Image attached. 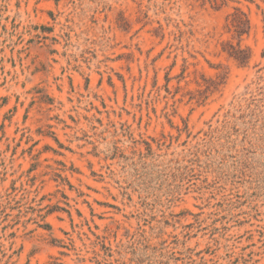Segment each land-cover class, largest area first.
<instances>
[{"label":"rangeland","instance_id":"374dc122","mask_svg":"<svg viewBox=\"0 0 264 264\" xmlns=\"http://www.w3.org/2000/svg\"><path fill=\"white\" fill-rule=\"evenodd\" d=\"M0 264H264V0H0Z\"/></svg>","mask_w":264,"mask_h":264},{"label":"trees","instance_id":"16d2710c","mask_svg":"<svg viewBox=\"0 0 264 264\" xmlns=\"http://www.w3.org/2000/svg\"><path fill=\"white\" fill-rule=\"evenodd\" d=\"M229 21L231 27L234 29L235 35L239 39V42L237 47H234L233 45L229 44L225 51L228 53L229 57L234 58L241 65H244L250 58L249 50L240 49L239 43L240 38L243 35H247L249 33V22L245 15L238 9H235V11L229 16Z\"/></svg>","mask_w":264,"mask_h":264}]
</instances>
